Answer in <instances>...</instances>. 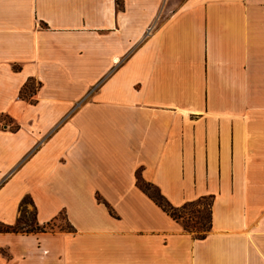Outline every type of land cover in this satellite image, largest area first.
I'll list each match as a JSON object with an SVG mask.
<instances>
[{"label":"crops","instance_id":"1","mask_svg":"<svg viewBox=\"0 0 264 264\" xmlns=\"http://www.w3.org/2000/svg\"><path fill=\"white\" fill-rule=\"evenodd\" d=\"M2 118L0 223L28 197L73 231L0 233V264H264V0H0ZM137 172L212 196L205 236Z\"/></svg>","mask_w":264,"mask_h":264},{"label":"trees","instance_id":"2","mask_svg":"<svg viewBox=\"0 0 264 264\" xmlns=\"http://www.w3.org/2000/svg\"><path fill=\"white\" fill-rule=\"evenodd\" d=\"M115 1H116L117 7L122 8V0H115ZM28 83H30V82H28ZM27 88H28V84H26L24 86V89H22V91L20 92V97L27 99L30 96V94L33 93L34 90L32 92L30 91L27 97H25V96L23 97L22 92ZM136 185L143 193H145L167 215H169L174 221L180 223V225L182 226V228L185 232L195 234L197 238H203L205 236V234L209 231L211 206L213 203V197L212 196L202 197V198H199L198 200H196L194 202L186 203L179 208H175L172 205H170V203L160 194L159 190L156 187L144 182L142 180V178L140 177L139 172L136 173ZM148 187L152 188L154 190L155 195H153V194L151 195L148 193V189H147ZM27 199L30 201V203L33 207L34 213H35V208L33 206L32 200L30 198H27ZM96 199L98 202L105 204V206L109 210V213L111 215H113L109 206L105 202H103L100 197H97ZM23 201H22V203H23ZM207 201L209 202V204L207 205L208 220H207L206 226H204L202 223H200L198 221V222L194 223V225L192 227H190L189 224L184 221V218L181 216V213L183 211L191 209L193 207H196V206L199 207L202 205V203L207 202ZM21 204H20V207H21ZM58 219H61L64 221L65 227H59V226L54 227V223ZM34 220H35L34 226L24 224L25 225L24 227L20 226L21 221H22L20 217L17 219L16 223L12 226H8V225H4V224L0 223V233H13V234H23V235L25 234V235H27V234H36V233H54V232H59V231H67V232L73 231V228L67 222L64 213H60L57 217H55L50 222H48L44 225H39L37 223L36 214H35ZM26 227H28V228H26Z\"/></svg>","mask_w":264,"mask_h":264},{"label":"rangeland","instance_id":"3","mask_svg":"<svg viewBox=\"0 0 264 264\" xmlns=\"http://www.w3.org/2000/svg\"><path fill=\"white\" fill-rule=\"evenodd\" d=\"M36 84L33 82L28 83V88L25 89L22 92V96L27 97L29 92L33 91L36 88ZM2 121H5V119H1L0 122L2 123ZM148 189V193L149 194H153L154 190L152 188H147ZM28 197L24 198L23 203L21 204V207L19 208V217L21 218V227H24L26 225H30V226H34L35 220V213L33 210V207L30 203V201L27 199ZM209 204V202H204L202 203L201 206H196L193 207L191 209L185 210L181 213V216L184 218V221L187 222L189 224L190 227H192L194 225V223L196 222H200L202 223L204 226H206L207 224V220H208V209H207V205ZM59 226V227H65V223L63 220L58 219L55 223H54V227ZM28 228V227H26Z\"/></svg>","mask_w":264,"mask_h":264}]
</instances>
